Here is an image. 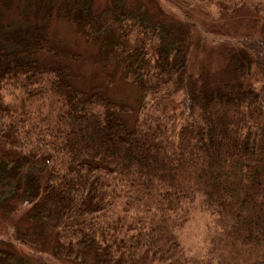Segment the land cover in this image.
<instances>
[{"label":"trees","instance_id":"obj_1","mask_svg":"<svg viewBox=\"0 0 264 264\" xmlns=\"http://www.w3.org/2000/svg\"><path fill=\"white\" fill-rule=\"evenodd\" d=\"M180 1L211 9L222 29L264 17V0ZM109 2L60 0L54 18L97 44V65L113 67L153 108L179 98L181 120L170 139L138 115L130 127L124 103L75 85L71 64L84 55L54 43L43 25L9 29V0H0V214L23 208L17 244L54 240L50 256L67 264H142L143 256L264 264V42L246 33L216 52L228 68L212 89L190 67L203 36L187 12L178 20ZM190 208L216 221L217 233L205 254L182 257L177 230ZM7 253L0 264L18 260Z\"/></svg>","mask_w":264,"mask_h":264},{"label":"rangeland","instance_id":"obj_2","mask_svg":"<svg viewBox=\"0 0 264 264\" xmlns=\"http://www.w3.org/2000/svg\"><path fill=\"white\" fill-rule=\"evenodd\" d=\"M58 1L60 0H9L10 17L6 16V20L14 23V26H11L9 29H13L17 25L21 27L22 24H27L28 26L30 24L45 26L54 43L58 44L61 48L70 49L72 52H79L84 55L85 59L82 62L71 64L72 75L77 88H95L104 98L124 103L128 109L125 120L127 124H130V127L133 126V121L138 115L142 121L159 126L161 130H164L166 139H170L169 128L174 125L173 127L175 129L181 120L179 115L181 111V107L179 106L181 105L180 99H172L162 110H157L153 108L152 103L150 101L148 102L146 97L138 95L135 87L120 81L113 67L97 65L93 57L95 58V55L99 53V46L94 43L85 42L82 37L78 36L72 25L64 22L62 19L56 20L54 18L53 10ZM91 1L96 7L101 8L111 0ZM113 1L120 3L122 1L126 7L133 9L137 7L146 8L151 13L157 15L163 13L168 17L178 20H180L181 14L187 12L189 15L187 21L193 23L192 29L195 31L196 36H203V42L191 51L190 67L198 73L200 72L199 70H204L206 73V86L212 89L218 81L223 80L219 75L225 74L224 69L228 68L224 60L216 55V52L225 55L233 47H238L237 45L232 46V43L240 40L241 36L246 33L252 34L255 37L254 39H259L264 42V17L256 18L257 22H254V27H249V22L245 24L244 18L237 19L229 30L228 28L222 29L218 26L216 23L217 15L211 9L206 11L186 10L181 7L183 3L180 0H154L155 4H151L150 0ZM262 14L260 13V16ZM136 37L137 34L133 33L132 39ZM212 43H214L215 52L211 49ZM44 58L49 61L47 55ZM104 72L113 75L117 79L109 84L110 80L108 79V82L106 81ZM245 81L244 79L243 82ZM247 81L249 82V79ZM6 101H10V99L6 98ZM22 210L23 208L16 214H12V216L8 215V217L6 216L7 214L5 216L0 214V252H13V256L18 260L12 264H67L64 261H56L50 256V253L53 252L54 240L51 246H43V248H41L42 242L30 248L17 244L13 236L23 231L24 227L22 226L27 224L21 217ZM216 233V221H213L205 212L197 208H190L186 212L184 221L177 230V239L182 248V257H189L198 253L205 254V252L213 247ZM7 260L9 261V258ZM142 264L158 263L150 260L149 256L148 258H144L143 256ZM173 264L182 263L177 260Z\"/></svg>","mask_w":264,"mask_h":264}]
</instances>
